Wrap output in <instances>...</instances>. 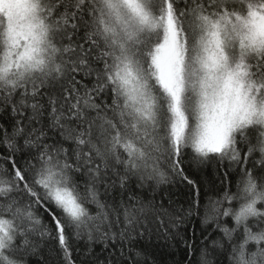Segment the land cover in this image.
Masks as SVG:
<instances>
[{
  "label": "snow or ice",
  "instance_id": "snow-or-ice-1",
  "mask_svg": "<svg viewBox=\"0 0 264 264\" xmlns=\"http://www.w3.org/2000/svg\"><path fill=\"white\" fill-rule=\"evenodd\" d=\"M153 237L264 264V0H0V264H155Z\"/></svg>",
  "mask_w": 264,
  "mask_h": 264
},
{
  "label": "trees",
  "instance_id": "trees-1",
  "mask_svg": "<svg viewBox=\"0 0 264 264\" xmlns=\"http://www.w3.org/2000/svg\"><path fill=\"white\" fill-rule=\"evenodd\" d=\"M187 174L191 179L196 180L199 184L203 185L204 189L211 188L215 183L217 186L219 181L211 168L197 171L195 168L186 169ZM175 183L162 185V187L169 188L174 194V198L183 200L186 198L189 188L181 182L178 177L174 178ZM195 229L197 237L200 233L199 220L195 217L189 226L187 235L191 237L192 229ZM143 247L150 253L151 258L155 260V264H188L189 253L186 251L183 243L179 240L174 241L172 245L165 246L163 241L157 242L155 237L151 241L145 239L140 242ZM159 244V246H158ZM199 240H197V249L192 253V264H197L199 257ZM28 264H56L55 257L50 251V248L45 246L43 251L35 256L28 258Z\"/></svg>",
  "mask_w": 264,
  "mask_h": 264
}]
</instances>
